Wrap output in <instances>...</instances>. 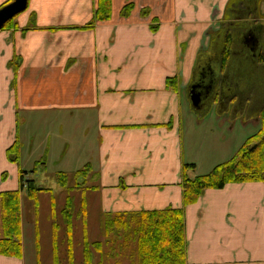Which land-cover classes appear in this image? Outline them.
Returning a JSON list of instances; mask_svg holds the SVG:
<instances>
[{
    "label": "crops",
    "instance_id": "crops-1",
    "mask_svg": "<svg viewBox=\"0 0 264 264\" xmlns=\"http://www.w3.org/2000/svg\"><path fill=\"white\" fill-rule=\"evenodd\" d=\"M97 1L29 0L14 26L0 31V193L19 191L21 214L22 185L32 180L26 169L57 152L62 160L89 156L86 186L103 218L182 208L185 264H264V179L182 202V166L197 162L183 154L182 129L193 112L181 92L207 51L209 31L225 23L229 0H111L110 19L81 30ZM130 2L134 10L120 17ZM228 11L234 23L262 21L264 0H237ZM170 77L177 91L167 88ZM219 115L231 121L244 112ZM15 141L17 163L7 157ZM28 159L29 168L21 164ZM0 264H27L24 248L21 258L0 255Z\"/></svg>",
    "mask_w": 264,
    "mask_h": 264
},
{
    "label": "trees",
    "instance_id": "trees-1",
    "mask_svg": "<svg viewBox=\"0 0 264 264\" xmlns=\"http://www.w3.org/2000/svg\"><path fill=\"white\" fill-rule=\"evenodd\" d=\"M13 0H10L12 2ZM237 0H229V6L236 3ZM134 10V4L128 3L120 10V17L126 18L130 16ZM147 9H142L140 14L143 17L149 15ZM112 13L111 0H98L93 16L87 23L86 27L81 30H88L98 23L108 21ZM229 11L226 12V17ZM14 19L8 21L3 29L14 26ZM151 29L156 30L157 25L155 19H152ZM264 27V25H263ZM226 37L222 41V52L220 60L222 67L228 65L230 60V49L232 47L230 35L225 33ZM208 35L213 37L209 32ZM211 40V39H210ZM200 55L198 64L203 59ZM20 64V58L14 57L10 65L14 71ZM224 69V68H223ZM166 86L171 91H177L179 83L175 77L166 80ZM259 130L255 135L246 139L245 143L239 148L237 154L226 163L216 166L209 174L196 177H189L188 171L194 170L193 164H186L182 167L181 186H182V202L184 206L194 204L205 190L221 189L227 184L259 182L264 179V105L258 110ZM21 145L15 141L7 150V157L12 162L17 163L20 159ZM38 163L35 168H37ZM42 165V164H41ZM40 165V166H41ZM91 165L85 164L80 170L72 174V182L70 176L66 172H57L56 180L61 186V191L65 193L81 192L88 189L86 186L87 179L91 173ZM22 176L25 175L21 172ZM70 181V183H69ZM73 184V186H71ZM26 192V197L33 201L34 206L38 205V195L41 191L51 193L50 220L52 221V245L54 263L58 264V232L60 226L56 217V200L53 191L47 188H39L38 183L32 180H26L22 185ZM60 191V192H61ZM88 191V190H87ZM73 197L67 195L65 198L64 208L61 210L65 226V234L67 238V254L69 263L73 260V215L75 214L82 222L83 228V264L91 263L90 247L93 245L97 250L102 252V243H90L87 237V201L85 195L79 202V208L74 213ZM184 214L182 208H166L159 211H140L136 213H122L106 215L102 221L103 235L107 241L119 242L120 249L128 248L130 241L135 243V248L131 252L130 257L132 264H185L186 263V241L184 238ZM0 255L13 258L22 257L21 244V217H20V193L19 191L0 193ZM103 259V255L100 257ZM98 264H103L101 261Z\"/></svg>",
    "mask_w": 264,
    "mask_h": 264
},
{
    "label": "rangeland",
    "instance_id": "rangeland-1",
    "mask_svg": "<svg viewBox=\"0 0 264 264\" xmlns=\"http://www.w3.org/2000/svg\"><path fill=\"white\" fill-rule=\"evenodd\" d=\"M228 12V10H226ZM142 16V15H141ZM143 17V16H142ZM250 16L248 15L247 18ZM246 18V19H247ZM228 19L226 20V22ZM261 22L239 23L235 26L236 39H238L237 49L231 55L229 66L225 68L226 75H223L220 84L222 92L225 96L235 95L232 102L235 103L236 109L244 112L243 117L235 118L231 121L225 115H219L221 108L214 105L206 113L203 110L194 111L190 114V120L184 124L182 129V143L184 155L186 158H192L197 162L192 172V177L195 175H206L216 166L222 165L233 159L237 154L239 148L245 143L246 139L255 135L259 128L258 110L264 105V63L256 64L252 68L247 67L243 48L240 42L242 37L246 35L245 32H263L264 27ZM207 45V44H206ZM220 49V48H219ZM241 49V50H240ZM218 50L209 51L203 56V66L209 61L214 66L217 64L215 56ZM200 73V71H199ZM222 76V75H221ZM220 76V77H221ZM183 99L186 95V90L181 92ZM188 98V97H187ZM182 99V100H183ZM190 107V106H189ZM231 109V106H230ZM236 116V115H234ZM186 113L182 115L185 120ZM189 127V128H188ZM62 152V156H63ZM190 156V157H188ZM80 157L75 158L74 153H69L66 159L62 160L57 154H51L50 157L43 159L45 166L38 165L34 169L29 168L30 160H24L22 165L28 167L26 169L27 176L35 179L39 184V188H47L53 191L56 200V217L57 223L60 226L58 232V264H68L67 254V238L65 234V226L61 215V210L64 208L65 198L67 195L73 197V211L74 213L79 208V202L84 195L90 198L91 211L87 223V237L90 243L101 242L102 252L97 250L93 245L90 247L91 263L98 264L101 261L103 264H132V259L129 254L135 248V243L130 241L128 248L120 249L119 242L107 241L103 235L102 221L103 216L100 213L99 205L96 201V194L89 193L86 189L82 193L72 192L65 193L59 190L60 186L56 180V172H66L71 178L72 174L80 170L84 163L92 160ZM87 159V160H86ZM33 167V166H32ZM77 169V170H75ZM191 174V172H190ZM93 175V174H92ZM91 175L89 176L90 179ZM69 181V183H70ZM91 181V180H90ZM73 186V184L71 185ZM61 191V192H60ZM27 198V197H26ZM50 205L51 195L49 192L41 191L38 195L37 208L33 201L29 199H22L21 205V226L24 228V235L21 238L22 247L25 250L27 264H51L53 259V245H52V221L50 220ZM73 264L83 263V228L82 222L76 215H73ZM103 255V259H101Z\"/></svg>",
    "mask_w": 264,
    "mask_h": 264
},
{
    "label": "flooded vegetation",
    "instance_id": "flooded-vegetation-1",
    "mask_svg": "<svg viewBox=\"0 0 264 264\" xmlns=\"http://www.w3.org/2000/svg\"><path fill=\"white\" fill-rule=\"evenodd\" d=\"M228 21L226 22V20ZM263 25H264V19ZM223 23L221 27H218L219 33H217L216 37H210L207 41L206 52L201 55L203 59L206 53L209 51L218 50L217 55L215 56L217 60V64L214 66V64L205 63L203 66L202 62L199 65H197L196 72L194 73V76L189 81L188 86L186 87V95L188 99L189 106H191L190 102V91L192 88H194V92L198 93L200 95V108L193 109L194 111L197 110H203L204 113H206L209 109H211L212 105H217L221 108V111H228V114L231 116L236 112L237 107L232 105L235 103L232 102L233 99H235V95L231 96H225V94L222 92V89L220 87V84L223 82L221 81V78L223 75H226L225 68L229 66L226 65L225 67H222V61L220 60V54L222 52V41L226 37L225 33H228L230 35V41H231V49H230V55L234 53V51L237 49L238 39H236L235 34V26L241 23L239 21L234 23L232 21H229V17L225 15L223 18ZM254 22H261V21H254ZM263 25L259 26L260 28H263ZM211 32V31H209ZM213 33V32H212ZM246 35L242 37V40L240 42L241 48H243V54L245 57V61L247 64L248 69L252 68L256 64H262L264 63V33L263 32H254V30L250 32H245ZM214 34V33H213ZM216 34V33H215ZM210 36V35H209ZM211 39V40H210ZM220 48V49H219ZM241 50V49H240ZM230 61V60H229ZM224 68V69H223ZM250 70V69H249ZM200 71V73H199ZM222 75V76H221ZM221 76V77H220ZM231 106V109H230ZM240 111V110H239Z\"/></svg>",
    "mask_w": 264,
    "mask_h": 264
},
{
    "label": "water",
    "instance_id": "water-1",
    "mask_svg": "<svg viewBox=\"0 0 264 264\" xmlns=\"http://www.w3.org/2000/svg\"><path fill=\"white\" fill-rule=\"evenodd\" d=\"M28 0H13L11 3L0 8V30L3 29L4 25L12 20L14 17L26 11ZM190 102L191 107L200 108V95L194 92V88L190 91Z\"/></svg>",
    "mask_w": 264,
    "mask_h": 264
}]
</instances>
